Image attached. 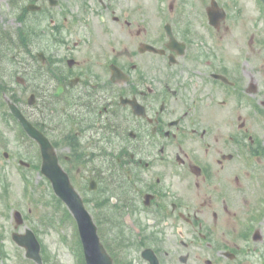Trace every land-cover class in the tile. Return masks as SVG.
<instances>
[{
  "label": "flooded vegetation",
  "instance_id": "1",
  "mask_svg": "<svg viewBox=\"0 0 264 264\" xmlns=\"http://www.w3.org/2000/svg\"><path fill=\"white\" fill-rule=\"evenodd\" d=\"M56 54H60L59 45L54 46ZM66 56L63 57V59ZM55 59L47 60L53 62ZM74 63L70 69L71 74H77L78 88L82 89V93H86L91 89L92 95L99 97V104L108 113V124L105 128V134L102 137L103 146L101 151L96 153L92 162L94 164V176L105 175V170H110L112 164L109 158H114L123 168L127 164L135 166L146 165L154 154L160 150L154 147L161 138L165 137L163 127H160V121L157 127L153 126L147 119H141L134 116L130 109L126 106L114 108L112 98L114 94L105 90L107 84L103 81H111L110 71L105 69L104 65L100 66V73L97 74L98 81L101 82L103 88L101 93L97 91L94 84V78L88 74L81 62L73 58ZM110 65H108L109 67ZM103 80H102V79ZM96 79V78H95ZM249 85V84H248ZM73 88L70 95L78 97L80 90ZM87 89V90H86ZM106 91V92H105ZM119 93V92H118ZM116 95V94H115ZM105 104V105H104ZM264 105V103H263ZM88 111V109L86 110ZM69 113L82 119L81 110L79 108H71ZM166 118V116H164ZM144 120V121H143ZM202 121L195 119L189 123V128L195 132L194 127L198 126ZM264 122L249 123L252 129L261 138L260 152L253 157L255 163L252 167L245 171L242 167H238L236 171H221L216 178H213L208 184L204 177L194 178L196 184H191L194 190L184 187L185 192L170 196L161 185V177L165 175L167 179L173 178L168 166L162 170L145 173L136 183L135 187L128 189L133 204L144 205L149 207L150 204L155 205L152 211H156L151 216L152 227L148 231V235L154 233L160 241L168 240L174 236L177 228L176 224L171 225L174 221L178 224L195 226L200 229L198 236L194 235V239L189 238V234H185L184 238H188L183 243L187 249L186 260L178 256L180 252H175L177 259L174 263L179 264H264ZM62 124L56 127H61ZM83 123L80 122L74 127L80 128ZM44 132L51 135L42 124ZM130 129L135 132V141L133 146L127 148L126 131ZM201 140L206 148L220 157H222L221 144V128L216 124L214 128L208 130L205 126L201 129ZM164 148H161V152ZM132 152V153H131ZM134 153H137L136 155ZM129 155V161L127 156ZM136 156L138 162L136 163ZM69 159L71 167L76 171L85 170L82 166V156L74 157L77 166H74ZM148 165V164H147ZM170 166L174 164L169 162ZM241 168V169H240ZM103 169V171H102ZM124 190L119 193L121 200L126 203L123 198ZM175 201L178 204L175 205ZM136 214L138 209L135 208ZM183 212V214H182ZM149 213V212H148ZM138 217L146 218L142 215ZM163 220V229L158 227V221ZM177 232H179L177 230ZM155 241L157 244L158 241Z\"/></svg>",
  "mask_w": 264,
  "mask_h": 264
},
{
  "label": "rangeland",
  "instance_id": "2",
  "mask_svg": "<svg viewBox=\"0 0 264 264\" xmlns=\"http://www.w3.org/2000/svg\"><path fill=\"white\" fill-rule=\"evenodd\" d=\"M69 1L70 0H65L64 3H66L67 5ZM136 1H138L139 2L138 4L142 6V10L159 15V12L167 13L169 11L168 6L171 5V3H175L178 0H127L128 3L132 2V3L137 4ZM11 4H12L11 0H3L0 2V24L8 29H12V33L15 34V37H17L16 34L18 32H21L22 38L26 39L27 42L30 41L32 38L36 39V36H38L39 31L37 29L30 30L26 27L25 28L20 27L18 24V21H16V16L14 15L16 13H13V11L9 10V6L13 8ZM70 6L73 9V11H75V10L81 9L82 2H77L76 7L72 5ZM64 8L65 7H62L58 11H62L64 10ZM15 9H17V12H18L19 9L18 8H15ZM161 17H162V14H160V18H158L159 25L161 23ZM14 42L16 44V40ZM37 52H38L37 49L33 50V55H36ZM14 53L16 54V50H14ZM0 129H2L1 125H0ZM0 163H1L0 169L6 170L7 175L8 173L13 172L11 167H8L7 165H5L4 162L2 163L1 160H0ZM10 183L12 184V189H10V195L7 198H5V200L2 197V193H1L2 186L0 185V233H2L5 236L7 250L9 254H12V257H13V258L10 257L12 259L11 261L7 259L8 261L3 264H18L14 260V256L17 254V250L15 248L16 246L11 241V234L13 231L23 233L26 229H32V226L34 227L37 226L36 224L37 215L39 214L35 208V202H31V200L27 199V197L24 196V193L20 187V181L17 178V176L14 175V178L11 177ZM37 199L38 198L36 195L35 201ZM45 199H50V196L45 195ZM6 205H8V207L10 205V207L12 208L8 211L6 209ZM29 208H33L34 210V213L32 214V219L35 221V222L33 221L32 223L34 224L32 225L30 220L29 222L25 221L22 227L18 228V230H15V224L13 222V217H12L13 212L20 211L23 214H26ZM61 225H62V228L64 229L66 227H67V230L71 229V226H70L71 221L65 222ZM40 231H41V235H42L41 237L43 241H45V243L49 246V248L52 251H59L60 254H68L67 251L64 248H62L61 245L58 243L57 236L55 235L54 232L50 234H46V233H43L41 229Z\"/></svg>",
  "mask_w": 264,
  "mask_h": 264
}]
</instances>
